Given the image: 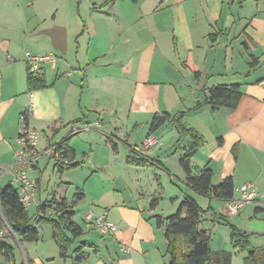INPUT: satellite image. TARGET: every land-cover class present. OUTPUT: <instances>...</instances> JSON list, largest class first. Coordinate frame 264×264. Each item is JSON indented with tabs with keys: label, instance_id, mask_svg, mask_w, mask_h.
<instances>
[{
	"label": "crops",
	"instance_id": "1",
	"mask_svg": "<svg viewBox=\"0 0 264 264\" xmlns=\"http://www.w3.org/2000/svg\"><path fill=\"white\" fill-rule=\"evenodd\" d=\"M228 1L154 0L148 17L143 10V0H133L139 15L122 11L120 5L129 4V0L93 3L91 10L94 15L105 18L92 16L83 20V28L78 30L80 33L76 39L78 49L75 52L66 49L57 54L60 58L50 65L54 72L52 78L47 66L42 64L40 73L49 87L31 93L27 91L28 63L25 62L24 68L23 54L16 51V45L9 40V33L0 32V170L12 169L17 150L15 139L19 136L24 112L29 111V127L43 131L46 147L55 145L56 136L71 128V136L61 145L65 152L74 151L71 163L79 165L78 153L69 142L85 131L82 129L84 125H88L92 131L99 130L105 114L119 115L128 107L136 111L146 103L144 100L134 104L138 95L146 96L149 88L158 90L167 85L172 90L164 91L161 100L163 98L176 104L179 111L164 110L158 105L155 109H149L152 116L147 122L148 131L140 145L135 146L141 147L148 136L158 137L160 146H164L162 137L169 133L172 124L168 121L164 124L167 126L165 131H162L163 125L150 133L153 118L166 115L174 118L185 113L181 126L191 132L184 135L189 141L180 159L192 146H196L191 157L194 175L208 168L213 172L212 182L216 186L228 177L233 178L235 187L255 183L258 188L257 200L247 205L234 219L239 229L252 235L250 240L252 237L264 240V0ZM10 4V0H5V15L9 14ZM164 5L171 15V34L166 37V47L161 43L164 37L161 38L154 22L149 24L147 21ZM101 6L103 9H96ZM35 20L36 17L30 15L18 24L11 23V19L4 26L9 27L10 32L19 33V39L26 42L36 36L39 22ZM141 23L145 24V28ZM214 27L217 32H213ZM149 32L153 42L148 39ZM43 43L47 41L44 39ZM29 48L35 49L32 46ZM233 85H240L242 92L236 109L214 108L205 103L209 89ZM156 98L159 99L158 95ZM92 116L98 118L92 120ZM97 122L100 123L99 128L95 126ZM76 129L80 131L74 133ZM104 133L108 139L106 142L117 152V143L123 141L118 136ZM124 146L129 156L130 150ZM151 150L147 151V156ZM7 165H11V168H5ZM37 170L38 165L32 175L38 183L41 178L36 176ZM7 177L6 174L1 175L0 180ZM83 195L85 199L86 195ZM54 198L61 202L59 199L62 197L57 198L56 195ZM62 199L69 204L66 198ZM78 203L75 202L71 210L74 213L72 221L76 224L74 208ZM223 204L225 209V202ZM108 207L101 214L94 211L93 214L99 216L107 213L117 231L110 236L101 235L95 241L92 235L98 232L86 217L89 227H81L83 235L68 250L67 257L73 253L76 258L75 250L81 247L82 261L79 264H88L92 252L96 257L93 256L95 260H92V264H159L149 260V255L159 247L158 238L140 233V224L136 226L135 223V231L129 236L132 226L130 217L133 222L135 216L139 218L148 212L155 215L158 206L151 209L149 205V209L143 208L137 213L131 212V206L126 204L115 203ZM182 216H186L185 211ZM213 217L220 219L215 214ZM146 245L150 247L145 248ZM57 250L60 257L58 247ZM27 257L21 262L17 250L15 264H60L53 255L41 259L28 252Z\"/></svg>",
	"mask_w": 264,
	"mask_h": 264
},
{
	"label": "rangeland",
	"instance_id": "2",
	"mask_svg": "<svg viewBox=\"0 0 264 264\" xmlns=\"http://www.w3.org/2000/svg\"><path fill=\"white\" fill-rule=\"evenodd\" d=\"M129 1L130 3L127 5H120L122 11L124 10L127 14L135 12L139 15L138 9L134 7L133 0ZM4 2L5 0H0V32L5 31L9 33L11 36L9 40H11L13 45H16V51H20V53L23 54L24 60L22 61L24 68L28 62V55H32L33 57L52 55L57 61L60 58L57 55L58 53H62L64 50L66 51V49L69 52H75L78 49L76 44L77 34L80 33L78 30L81 27L83 28V20L89 19L92 16L100 19L105 18L104 16L94 15V12L91 10L93 3L101 4L103 0H10L12 6L10 4L11 9L8 15L4 14L6 9L4 8L5 5H3ZM153 2L154 0H143V10L147 17L149 14L148 12L151 11L149 8H152ZM227 2L229 1L227 0ZM159 4L160 2L158 4L156 3V6ZM262 10L264 12V7ZM169 13L170 11H168V8L164 5L161 7L160 12L157 11L154 16H150L147 20L149 24H152V21L154 22V25H156L158 31L162 35L161 38L164 37L161 43L163 42L165 47L168 44L166 37L171 30L169 26V18L171 15ZM30 15L36 17L35 22H39V27L37 28L36 36L32 39H27L26 42L24 39H19V33L10 32L11 30L8 29L9 27L4 26L5 24L7 25L11 19V23L18 24ZM141 25L145 28L144 23H141ZM215 29L214 27L213 32H217ZM153 32L157 35L154 30ZM143 34L145 35V31ZM44 39L47 43H43ZM148 39H150V42H153L150 32L148 34ZM18 42H21L20 45H18ZM28 46H32L35 49L33 50ZM81 46H83V44H81ZM52 63L53 62L50 61L44 63L47 66V71L51 78L54 75V72L50 69ZM155 90V87L149 88L146 96L140 94L137 99L134 100V104L145 100L146 103L143 107L137 108L136 111H132L131 108L128 107L127 110H123L122 113L115 116L107 113L102 117L103 126L101 129L92 131L89 128L87 131L90 132L85 130L73 137L69 144L71 147L73 146L78 153L77 160L79 165L77 167L71 169L65 168L61 173L56 164H70L71 162L67 157L65 158L68 161L67 164L61 161L48 160L46 157L40 158L38 164L39 170H37L35 174L37 177L40 176L41 180L37 183L34 203L31 207L27 208L30 216L35 217V215H37V206L46 199L52 200L56 195L57 198H66L67 202L74 207L75 205L73 203H77L75 195L81 192L86 195V198L78 201V205L74 208L76 212L75 221L80 227L86 228L88 226L86 223V215L90 210L94 211L96 214H101L109 209L108 206L118 203L131 206L132 209L130 211L137 213L143 208L149 209L153 196H155L159 200L156 214L150 215L148 212L146 215L139 216V218L135 216L133 222L132 217H130L132 226L129 231V236L134 233L135 227L140 224V233L144 235L151 234L154 235L156 239L158 238L157 242L159 247L149 255V260L158 262L159 264H169V258L166 254L164 229L157 227L156 217L160 215L163 219H166L176 214L183 198L187 195H191L196 198L198 204L203 209L206 210L209 206L211 207L210 212L204 216L199 225L200 229L207 231L210 235L211 250L214 252L231 253L232 264H245L247 253L235 248L231 242L230 226H235L239 229L234 219L238 215L233 218H226L223 214L224 204L222 201L213 200L210 202L205 197L195 195L187 187L185 183V174L179 160L180 154L189 139L183 134H180L176 127L173 125H171V127L167 124L168 127L170 126L171 128H169V133L162 137L165 145H159L153 148L148 155L151 159L156 161V163H149L144 167H134L127 162L128 150L123 143H117L118 151L115 152L110 143L106 142L108 139H106L104 132L112 134L113 136H118L124 143L131 146L140 145L148 131L147 122L152 116L149 109H155L158 105L159 108L162 106L164 110H172V112L179 111L176 104L165 101L163 98L161 100V97L165 94L164 91L172 90L171 87L166 85ZM157 95L159 99L156 98ZM130 111L132 112L130 113ZM91 118L95 120L98 117L92 116ZM21 126L23 127L22 121ZM70 129L64 130L66 131L64 134L61 133L56 136L54 141L56 142L55 145L63 144V142L71 136L69 134ZM166 129L167 126L164 125L162 131ZM39 130L40 129L37 130L39 133L38 148L42 151L46 147V137L43 131ZM17 139L18 137L15 139L16 144ZM90 146H92V151ZM16 148H18V145H16ZM143 154L147 156V151L143 152ZM5 168L10 169L11 165H7ZM5 174L6 170H0V177ZM32 174L33 170L29 172V176L36 179ZM9 182L10 177L0 180V187L7 186ZM11 186L14 188L17 187L15 183H11ZM62 198L59 200L63 201ZM53 213V210H48L46 212L48 216L54 215ZM214 214L217 218L222 216V218L226 219H215L213 217ZM0 217L2 218V220L0 219V239L6 240L12 244L18 243L17 238L11 234L2 213ZM134 223L136 226L133 228ZM36 224L39 223L34 222L33 226L38 230L39 240L33 243L25 242L17 245L20 261H25V254L28 256L29 252L31 255L39 256L41 259L53 255V257L58 259L60 264H75L76 258H74L73 253H70L65 260L59 257L56 244L52 239V229L50 225L40 223L41 225L37 226ZM248 235L250 237L252 236L249 233ZM101 237L99 233L94 234V236L92 235V239H95V241H98ZM252 238L253 239L250 240L251 250L257 248L264 249L263 239L259 237ZM161 243H163V245ZM76 247H78V245ZM148 247L150 246H145V248ZM75 248H73V250H75ZM93 256L94 254L92 252L91 260L88 264H92V260H95V256ZM1 263L8 264L4 259L1 260Z\"/></svg>",
	"mask_w": 264,
	"mask_h": 264
},
{
	"label": "trees",
	"instance_id": "3",
	"mask_svg": "<svg viewBox=\"0 0 264 264\" xmlns=\"http://www.w3.org/2000/svg\"><path fill=\"white\" fill-rule=\"evenodd\" d=\"M96 9L101 10L103 6ZM27 85L28 93L49 87L44 75L40 71L35 74L29 73V65ZM241 97L240 85L222 86L209 89L205 103L214 106V108L224 107L233 110L237 108ZM22 115L26 116L28 124V112L26 111ZM184 115L185 113H181L174 118H171L169 115L164 117L155 116L150 125V133L156 132L168 121L183 135L191 132L181 126V120ZM67 141L65 140L63 144ZM123 144L130 150L127 162L131 166L144 167L149 163H156V161L143 154L141 147L130 146L124 142ZM195 150L196 146H192L180 159L181 168L186 176L185 183L189 190L195 195L207 198L210 202L213 200L222 202L232 200L235 195V185L232 177L225 178L216 186L213 185V172L210 169L205 168L198 175L193 174L191 157ZM65 153L69 161L72 162L74 151L68 150ZM56 166L59 172L62 173L65 168H75L78 164L70 163L68 165ZM82 199H84L83 193L80 192L75 195L77 202ZM158 202V198L153 199L150 204L151 209H155L158 206ZM0 206L1 213L11 234L18 241V243L12 244L0 239V264H2V259L8 264H15L17 245L25 242L33 243L39 240L38 230L33 226L34 222L50 225L52 238L59 249L62 259L67 258L68 250L83 235L82 228L72 221L74 216V213L71 211L73 205L67 204L65 200L58 202L54 197L52 200H46L38 205L37 215L31 217L28 209L20 203L18 190L8 184L5 187H0ZM48 210H53L54 215L46 216ZM210 210V206L205 210L198 204L194 196L187 195L176 214L166 219L160 216L156 217L157 227L164 229L166 254L170 258L169 264H231V253L212 251L210 248V235L207 231L199 228L203 216L209 213ZM184 211L186 212L185 217L182 216ZM0 219L2 220L1 217ZM220 219L224 220L222 216ZM230 228L233 246L247 253L245 264H264V249L257 248L251 250L248 233L237 229L235 226H230ZM82 250L83 248L81 247L75 250V254L78 255L75 259V263L77 264L82 261ZM25 257L28 259L27 255Z\"/></svg>",
	"mask_w": 264,
	"mask_h": 264
},
{
	"label": "built area",
	"instance_id": "4",
	"mask_svg": "<svg viewBox=\"0 0 264 264\" xmlns=\"http://www.w3.org/2000/svg\"><path fill=\"white\" fill-rule=\"evenodd\" d=\"M55 62L52 55L43 57H33L28 55V65L30 73H37L45 62ZM29 114V111H27ZM23 127L19 132L17 139L18 148L15 153V159L11 170H6V176H9L11 183L17 185L20 203L29 208L34 203L36 197L37 180L29 176V172L34 170L39 164L41 157L48 160L61 161L68 163L63 145H51L44 150H39V133L30 128L26 121V116L21 115ZM96 127H100V123H95ZM75 128V127H74ZM83 130H88L89 126L84 125ZM80 131L76 129L74 133ZM160 145V139L156 136H148L141 145L143 152L149 151ZM234 198L225 202L223 214L226 218H233L247 206L254 203L258 198V188L255 183H245L239 187H235ZM87 220L93 224L94 229L102 236H110L117 231L116 225L108 218V214L104 213L94 216L93 211L87 214Z\"/></svg>",
	"mask_w": 264,
	"mask_h": 264
}]
</instances>
